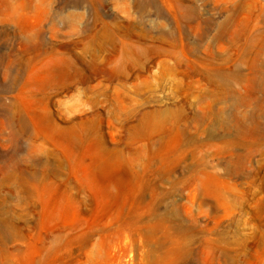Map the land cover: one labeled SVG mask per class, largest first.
<instances>
[{
	"label": "rangeland",
	"instance_id": "374dc122",
	"mask_svg": "<svg viewBox=\"0 0 264 264\" xmlns=\"http://www.w3.org/2000/svg\"><path fill=\"white\" fill-rule=\"evenodd\" d=\"M0 264H264V0H0Z\"/></svg>",
	"mask_w": 264,
	"mask_h": 264
}]
</instances>
